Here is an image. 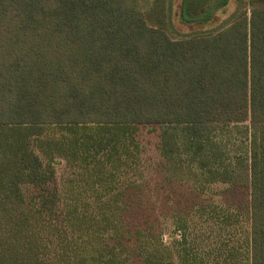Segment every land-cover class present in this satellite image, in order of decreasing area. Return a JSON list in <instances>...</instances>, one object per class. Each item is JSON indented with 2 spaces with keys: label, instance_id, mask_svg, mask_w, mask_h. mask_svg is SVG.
Segmentation results:
<instances>
[{
  "label": "trees",
  "instance_id": "16d2710c",
  "mask_svg": "<svg viewBox=\"0 0 264 264\" xmlns=\"http://www.w3.org/2000/svg\"><path fill=\"white\" fill-rule=\"evenodd\" d=\"M140 1L0 0V264H264V0L177 38ZM147 125L163 182L194 194L173 232L146 202ZM215 184L248 188L244 216L201 202Z\"/></svg>",
  "mask_w": 264,
  "mask_h": 264
},
{
  "label": "rangeland",
  "instance_id": "374dc122",
  "mask_svg": "<svg viewBox=\"0 0 264 264\" xmlns=\"http://www.w3.org/2000/svg\"><path fill=\"white\" fill-rule=\"evenodd\" d=\"M153 0H141L140 6L143 15L146 19L155 25H162L166 28L169 35L173 38L181 37L191 30L198 29H214L218 28L222 22H226L232 16V12L235 9L236 0H229L228 3L215 13V17L206 23H182L179 18L175 15L178 10L181 9L182 0H174L173 9L174 13L168 11V0H160L156 6L152 3ZM155 8L153 9V7ZM163 6V8H162ZM169 12V15H168ZM159 128L151 125L141 126L139 129V139L142 144V160L144 164V176L149 185L150 190L148 192V199L151 204L154 206L153 213L155 211V216L157 217V223L163 224L166 226L165 232L174 231V213L181 212V209L185 208L187 204L191 202V198L194 196L187 187H182L179 185L168 186L163 182L161 173H160V164L161 157L159 156L157 143L159 140ZM243 135L238 134V138H245L246 135L244 132ZM238 140V139H237ZM236 140V141H237ZM245 140H247L245 138ZM70 174V169L62 161L57 168V181L59 183L63 182L65 178ZM215 192L208 194H201L199 198L203 203H212L225 208L227 210H232L234 212H239L244 216L248 208L249 192L247 187L242 186H233L230 188H225L223 184H215L213 186ZM144 199V198H143ZM145 200V199H144ZM191 204V203H190ZM144 206L150 210V205L144 203ZM150 212V211H149ZM201 222V221H200ZM211 223L202 220L201 228L202 234L208 233L212 238H214V232H211ZM215 227V225H212ZM190 233L187 234V238L191 241L193 239V229L189 230ZM177 238H180L181 231H175ZM227 234H223V237L226 238ZM164 239H167V234H164ZM199 241L202 245V248H208V241L201 240ZM207 242V243H206ZM202 252H204L202 250Z\"/></svg>",
  "mask_w": 264,
  "mask_h": 264
}]
</instances>
